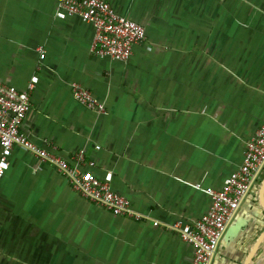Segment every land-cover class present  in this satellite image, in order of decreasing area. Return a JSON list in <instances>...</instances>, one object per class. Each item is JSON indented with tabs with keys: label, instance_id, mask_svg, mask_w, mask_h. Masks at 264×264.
Masks as SVG:
<instances>
[{
	"label": "crops",
	"instance_id": "obj_1",
	"mask_svg": "<svg viewBox=\"0 0 264 264\" xmlns=\"http://www.w3.org/2000/svg\"><path fill=\"white\" fill-rule=\"evenodd\" d=\"M103 1L144 28L125 62L93 55V27L55 19L56 0H0V83L37 77L21 132L70 165L83 150L141 219L16 147L0 179V264H192L167 227L209 210L207 189H222L264 124V0ZM73 83L106 113L76 103ZM258 179L211 264H264V168Z\"/></svg>",
	"mask_w": 264,
	"mask_h": 264
},
{
	"label": "built area",
	"instance_id": "obj_2",
	"mask_svg": "<svg viewBox=\"0 0 264 264\" xmlns=\"http://www.w3.org/2000/svg\"><path fill=\"white\" fill-rule=\"evenodd\" d=\"M78 17L93 27L90 52L99 57L115 61H127L135 45L145 40L142 25L118 15L103 0H56L54 18L65 20ZM44 58L42 48L38 50ZM37 83L32 77L24 89L0 83V179L9 167V158L16 147L27 150L39 161L56 167L69 179L74 189L91 203L105 208L115 216L140 220L130 202L111 189V174L103 179L95 177L90 170L95 164L85 161V153L79 150L74 163L35 145L24 133L21 124L31 109L30 95ZM74 101L79 105L105 114L104 105L98 102L89 90L77 83L71 84ZM99 149L98 146L95 147ZM87 165L88 169H84ZM264 168V124L245 147L240 166L232 172L220 190L207 189L211 198L209 210L196 221L185 223L181 220L168 226L193 249L192 264H211L217 246L240 205L250 193L254 183ZM157 225V223H154Z\"/></svg>",
	"mask_w": 264,
	"mask_h": 264
},
{
	"label": "water",
	"instance_id": "obj_3",
	"mask_svg": "<svg viewBox=\"0 0 264 264\" xmlns=\"http://www.w3.org/2000/svg\"><path fill=\"white\" fill-rule=\"evenodd\" d=\"M264 181L262 182V185H261V189H260V200H261V204L264 208ZM227 237L228 236H231V230H228L227 233H226Z\"/></svg>",
	"mask_w": 264,
	"mask_h": 264
},
{
	"label": "rangeland",
	"instance_id": "obj_4",
	"mask_svg": "<svg viewBox=\"0 0 264 264\" xmlns=\"http://www.w3.org/2000/svg\"><path fill=\"white\" fill-rule=\"evenodd\" d=\"M258 180H259V179H258ZM258 180H256V182L254 183V186L257 184V181H258Z\"/></svg>",
	"mask_w": 264,
	"mask_h": 264
}]
</instances>
